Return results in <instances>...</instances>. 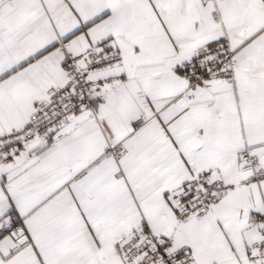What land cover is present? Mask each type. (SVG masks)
Returning <instances> with one entry per match:
<instances>
[{
    "label": "snow or ice",
    "instance_id": "obj_1",
    "mask_svg": "<svg viewBox=\"0 0 264 264\" xmlns=\"http://www.w3.org/2000/svg\"><path fill=\"white\" fill-rule=\"evenodd\" d=\"M0 264H264V0H0Z\"/></svg>",
    "mask_w": 264,
    "mask_h": 264
}]
</instances>
